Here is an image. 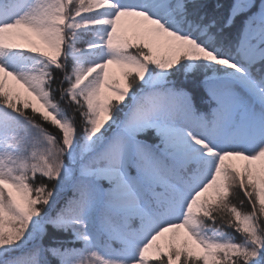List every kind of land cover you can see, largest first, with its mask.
Segmentation results:
<instances>
[{
	"label": "snow or ice",
	"instance_id": "snow-or-ice-1",
	"mask_svg": "<svg viewBox=\"0 0 264 264\" xmlns=\"http://www.w3.org/2000/svg\"><path fill=\"white\" fill-rule=\"evenodd\" d=\"M0 264H264V0H0Z\"/></svg>",
	"mask_w": 264,
	"mask_h": 264
},
{
	"label": "trees",
	"instance_id": "trees-1",
	"mask_svg": "<svg viewBox=\"0 0 264 264\" xmlns=\"http://www.w3.org/2000/svg\"><path fill=\"white\" fill-rule=\"evenodd\" d=\"M111 71H113V72H116L117 74H118V70L117 69H115L114 67L113 68H111ZM242 195V194H241ZM237 239H239V237H237Z\"/></svg>",
	"mask_w": 264,
	"mask_h": 264
}]
</instances>
